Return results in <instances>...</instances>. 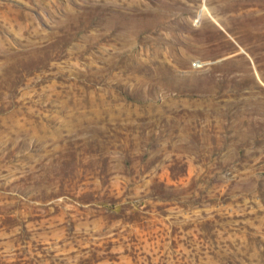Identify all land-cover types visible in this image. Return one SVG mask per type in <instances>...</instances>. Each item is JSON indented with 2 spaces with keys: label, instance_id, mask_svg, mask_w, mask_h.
Instances as JSON below:
<instances>
[{
  "label": "rangeland",
  "instance_id": "rangeland-1",
  "mask_svg": "<svg viewBox=\"0 0 264 264\" xmlns=\"http://www.w3.org/2000/svg\"><path fill=\"white\" fill-rule=\"evenodd\" d=\"M0 264H264V0H0Z\"/></svg>",
  "mask_w": 264,
  "mask_h": 264
}]
</instances>
